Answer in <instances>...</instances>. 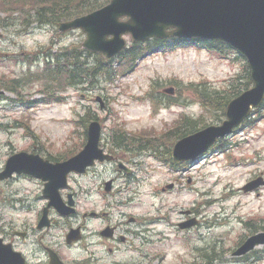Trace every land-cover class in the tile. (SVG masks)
Returning <instances> with one entry per match:
<instances>
[{
	"label": "rangeland",
	"instance_id": "rangeland-1",
	"mask_svg": "<svg viewBox=\"0 0 264 264\" xmlns=\"http://www.w3.org/2000/svg\"><path fill=\"white\" fill-rule=\"evenodd\" d=\"M0 13L4 17L0 21V89L5 91L0 96V172L13 153L30 149L34 139L44 145L45 156L63 159L74 154L84 144L86 124L93 118L103 124L102 142L109 147L114 146V138L120 139L115 136L116 128H122L128 136L131 132L134 138L157 143L160 156H169L175 139L182 134L178 124L183 116H203L205 124L224 119L218 120L221 111L216 107L207 109L201 104L191 84L208 82L213 88L229 90L239 80L246 61L238 53L232 59H224L207 49L192 47L169 54L155 52L141 58L137 69L111 83L73 87L66 91L62 102H35L31 107L19 100L40 97L45 91L42 81L31 79V84L14 91L8 88H12L8 82L27 74L30 68L34 72L42 66L39 50L50 46L52 40L58 41L59 45H52L56 51L60 46L82 45L86 33L81 29L60 32L52 25L29 27L17 11L13 16ZM126 38L130 45L131 36ZM169 87L176 88L172 95L175 103L168 101L165 88ZM98 95L107 102L104 109L96 100ZM222 144H229V151L214 148L194 165H186L185 171H175L145 148L134 155L126 153L129 164L125 162L134 169L130 179L117 178L124 170L110 162L97 164L82 178L73 174L70 184L79 193L80 217L70 220L81 222L82 214L92 207L110 212L102 206L106 200L97 185L116 177L114 187H124L116 198L133 204L127 211L151 221L150 242L137 240V244L152 252L153 264H264V245H258L246 256L233 254L249 236L264 232V187L259 190L260 195L241 188L264 175V117L256 120L254 126L228 136L221 147ZM171 183H175L173 190L167 189ZM79 184L87 185V189L79 190ZM128 185L136 192H127ZM43 187L41 180L26 176L0 180V224L30 230L23 245L31 262L46 257L45 244L69 257L85 255V242L77 251L66 247L61 217L56 216L62 227L40 237L42 233L34 223L37 212L47 203ZM187 219L198 222L180 228L179 223ZM98 225V219H92L89 229Z\"/></svg>",
	"mask_w": 264,
	"mask_h": 264
},
{
	"label": "water",
	"instance_id": "water-1",
	"mask_svg": "<svg viewBox=\"0 0 264 264\" xmlns=\"http://www.w3.org/2000/svg\"><path fill=\"white\" fill-rule=\"evenodd\" d=\"M122 17L128 18L121 20ZM79 27L87 34L84 46L102 51L108 57L125 47L123 35L131 33L135 40L141 41L170 36L221 39L247 58L253 87L229 102L227 118L222 124L209 125L179 139L173 148V157L177 160L196 159L218 138L231 133L251 114L253 107L260 106L264 100V0H111L98 10L60 24L61 30ZM100 133V123L91 122L85 148L63 162L51 163L26 152L14 154L0 178L9 177L13 172H26L48 180L44 194L51 199L49 206L69 213L70 210H64L59 188L67 184L69 172L84 171L100 157ZM261 184L264 180L259 177L244 186V190ZM108 185L110 188L111 183ZM69 202L73 204L72 200ZM261 243H264V234L248 239L236 253H244ZM0 264H24V260L10 245H0ZM52 264L63 263L53 260Z\"/></svg>",
	"mask_w": 264,
	"mask_h": 264
},
{
	"label": "trees",
	"instance_id": "trees-1",
	"mask_svg": "<svg viewBox=\"0 0 264 264\" xmlns=\"http://www.w3.org/2000/svg\"><path fill=\"white\" fill-rule=\"evenodd\" d=\"M106 1L103 0H0V12L7 13L11 16L14 12H19L24 17L25 23L30 27L34 24L52 25L58 27L59 23L64 20H69L76 16H80L95 10ZM4 17L0 13V21ZM199 45H205L211 51H214L221 57H230L233 48L228 44L215 41H196ZM58 41L52 40V44L46 48H41L39 54L42 59V66L34 72L29 69L27 74H22L8 83L12 85L8 87L12 91L23 85H29L36 81H42L45 85V102L59 101L64 90L72 86H96L101 82H112L115 76L125 73L136 65V61L141 56L147 54L151 50L162 47L173 49L178 45H186L195 43L194 40H176L172 39L169 42L161 39H152L145 43L134 42L123 51L118 60V66L115 67L114 60L107 59L103 54L90 52L82 47V45L72 44L70 46H60L56 51H53L52 45L57 44ZM40 62V64H41ZM243 72L237 78L236 82L232 83L229 90H219L216 87H211L208 82H200L198 84H191L198 100L207 109L210 106L216 107L221 111L218 120L225 116L226 106L228 102L242 92L244 89L252 85L250 77V70L248 65L244 62ZM3 82V81H0ZM19 86H16L20 84ZM37 101V100H36ZM254 117L247 119L242 127L254 126L256 120L264 117V104L258 108ZM217 118V116H216ZM85 119V118H84ZM206 122L203 116L200 118H193L184 116L178 128H180L181 135L188 134L205 126ZM120 131V139L125 140L126 143H134L135 138L128 136L126 132ZM118 133V134H119ZM130 138V139H129ZM127 140V141H126ZM224 147V146H222Z\"/></svg>",
	"mask_w": 264,
	"mask_h": 264
},
{
	"label": "flooded vegetation",
	"instance_id": "flooded-vegetation-1",
	"mask_svg": "<svg viewBox=\"0 0 264 264\" xmlns=\"http://www.w3.org/2000/svg\"><path fill=\"white\" fill-rule=\"evenodd\" d=\"M113 144V147H109L107 144L101 143V146L105 151L113 156L111 162L118 166L121 162L125 163V161H127V163H129V159L126 157L129 154L134 155V151L130 148L123 147V145L118 144L115 141H113ZM27 151L45 156L43 153L44 145L40 140H34L31 143V148ZM127 152H129V154H126ZM122 168L125 169H123L125 172H121L117 178L124 177L129 179L130 175L133 174V170H128L127 167ZM25 176L31 177V175L27 174ZM111 179L113 184H115L116 178L114 177ZM106 181L107 180H104L101 184H98L97 190L106 197V202H101L102 206H106L111 212H107L103 208H101L102 210L97 211L92 207L88 212L82 214L81 222L74 223L70 220L72 216L76 219L80 217L77 209L71 217L62 218L65 220L66 226L64 232L66 237V247L68 249L79 247L85 242V255L81 257H69L58 248L45 244L46 257H39L37 261L32 260L31 262L29 256L24 250L25 245H23L29 236L30 230L14 227V225L7 227L6 225L0 224V237L2 242L5 244H11L16 250L23 252L26 264H50L51 251L57 253L67 264H153L152 252L143 250L141 245L137 244V240H141L142 243L143 240L146 243H149L150 240L148 238V233H150L151 230L149 228H143L141 216L127 211V207L132 206L131 204L123 202L122 197L116 198L123 193L124 187H112L110 191H107L105 187ZM62 191L66 195L69 194V192L73 193L77 201V190L69 186L68 189ZM101 203H95V206H99ZM41 213L42 210L37 213V218L34 223L36 230L42 233L40 237L49 234L50 230L53 228L62 227L59 225L60 221L56 217L58 216L60 218V216L56 215L55 210L50 209L48 225L39 228L38 224ZM92 219H98L99 225L93 229H89V222L92 221ZM69 229L70 231L71 229H77L74 236L79 237L78 241L71 243L68 242Z\"/></svg>",
	"mask_w": 264,
	"mask_h": 264
}]
</instances>
